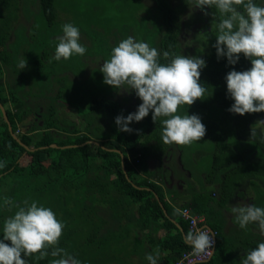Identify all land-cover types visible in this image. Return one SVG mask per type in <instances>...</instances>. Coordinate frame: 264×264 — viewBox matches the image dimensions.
Here are the masks:
<instances>
[{
	"label": "trees",
	"instance_id": "1",
	"mask_svg": "<svg viewBox=\"0 0 264 264\" xmlns=\"http://www.w3.org/2000/svg\"><path fill=\"white\" fill-rule=\"evenodd\" d=\"M147 1L149 5L158 6L161 13V21L158 20L159 25L154 26L156 33L153 32L151 37L154 39L159 31H164L158 43H151L161 53V63H167L162 55L164 51L198 56L206 62L200 76V82L207 89L205 99L179 110L194 114L207 110L208 117L202 118V123L206 126L205 136L215 146L212 149V171L200 172L196 180H192L191 175L187 176L188 181L183 186L174 183L170 186L171 178L163 170L165 165L171 164V158L162 155L169 148L161 141L162 125L158 123L156 126L149 112L144 123L131 133L118 131L115 117H126L136 111L129 105L121 104L118 99L112 102L103 95L100 99H88L83 108L78 107V102H73L69 111L70 115L79 117L78 123L68 116L59 117V113L63 112L59 105L61 94H69V89L75 90L66 86V80L71 75L67 72L54 79L53 75L57 73L44 67L50 64L45 61L46 58L54 56L46 40L62 34V30L56 32L51 29L54 20L62 13L55 10L54 0H0V104L16 137L11 136L0 111V163L5 165L0 168V238L3 221L17 210L8 211L3 207V198L8 197L15 203L27 199L51 208L65 225L58 246L80 264H108L112 253L116 264H125L136 250L147 246L159 248V252L165 253L161 262L173 264L183 252L191 249L182 237L189 231L187 221L181 218L179 212L184 206L201 214L204 223L215 233L210 258L195 264H239L248 251L264 242L256 224L241 229L231 212V208L237 205L264 207V195L256 197L259 183L264 184V144L258 139L255 143L249 141L248 128L257 120L264 119V112L243 116L228 112L233 101L227 96L224 79L233 69L248 70L251 63L243 55L235 65H228L224 57L217 58L212 47L219 19L215 8H205L200 15L188 0ZM254 2L264 6V0ZM19 7L23 19L29 22L27 25L18 21ZM31 7L40 14L44 30L37 29L35 21L30 26L28 9ZM64 12L67 15L61 19L72 23L74 18H70L71 14L66 10ZM90 15L92 22L96 16L94 13ZM86 17L83 15L80 22L87 21L89 26L91 24ZM198 20L204 21L212 38L211 46L204 49H201L204 40H195L191 32L194 21ZM94 27L97 34L84 39L94 41L95 38L97 41L99 37L101 44L110 46L100 38V33L106 31L101 29L102 26L100 28L99 22ZM77 28L82 34L83 29ZM36 32L38 45L32 42L33 38L36 39ZM185 34L189 36L186 38ZM28 38H32L31 41ZM102 38L105 41L107 36ZM30 43L33 44L31 49H25V45ZM186 43L192 45L187 48ZM25 56L28 59L27 68L20 70L17 65ZM52 89L54 93H51ZM128 93L125 92L130 96ZM215 108H218V118L221 116L222 127L214 124ZM108 119L110 124L100 125L101 121ZM150 133H153L152 138ZM143 136L147 138L141 140ZM234 136L237 141L242 138L250 146L238 147L233 143ZM154 138L156 143L151 145ZM53 143L56 147L50 146ZM21 152L26 153V159H18ZM252 154L255 159L247 161L246 158ZM153 160L159 164L155 167V174L158 175L155 182L149 178L152 172L146 170ZM222 164L224 169L215 175V169ZM172 166L177 167L181 181L180 173L184 175L183 171L187 172L181 159ZM243 181L255 182L253 197L245 196L248 188L245 192ZM163 188L170 195V202H175L176 198L184 200L175 208V205L163 200ZM131 229H140L145 233L137 237L130 235ZM158 230H163V235H156ZM104 236L107 240L103 242ZM100 250L106 252L108 258L96 257ZM26 259L28 264H51L55 258L49 255L42 260L35 257Z\"/></svg>",
	"mask_w": 264,
	"mask_h": 264
},
{
	"label": "clouds",
	"instance_id": "2",
	"mask_svg": "<svg viewBox=\"0 0 264 264\" xmlns=\"http://www.w3.org/2000/svg\"><path fill=\"white\" fill-rule=\"evenodd\" d=\"M188 3L201 11L215 8L219 14L212 45L218 59L224 57L228 65H235L243 55L251 63L248 70L233 69L226 74L227 96L233 101L227 111L240 116L264 112V6L254 0H188ZM62 33L49 63L83 56L87 51L79 42L80 31L76 26L66 23L62 25ZM162 55L167 63H161L157 48L132 36L111 49L110 58L99 69L103 83L134 92L141 101L135 112L126 117L117 115L114 122L118 131L131 133L133 129L128 125L142 121L151 112L154 123L161 120L160 137L164 145L190 146L205 136L206 126L198 115L178 112L184 106L190 107L197 100L205 99L207 89L200 82V76L206 62L198 56L176 55L169 51ZM17 66L25 69L26 59L21 58ZM257 139L264 144V119L250 127L249 141L255 143ZM4 166L0 163V168ZM3 207L8 211L17 210L3 221L0 264H28L27 257L42 260L49 255L55 258L51 264H80L58 246L65 225L51 208L27 199L15 203L8 197L3 198ZM231 212L239 228L256 224L260 235L264 236V207L237 205ZM214 236L208 228H198L184 235V243L194 256L210 255ZM158 259L159 248L155 254L146 256L149 264H158ZM239 264H264V242L248 251Z\"/></svg>",
	"mask_w": 264,
	"mask_h": 264
},
{
	"label": "rangeland",
	"instance_id": "3",
	"mask_svg": "<svg viewBox=\"0 0 264 264\" xmlns=\"http://www.w3.org/2000/svg\"><path fill=\"white\" fill-rule=\"evenodd\" d=\"M163 2L165 3L166 0H163ZM54 7H56L55 10H57V12H61L62 14L60 18L57 16V20L56 21L54 20V23L51 25V29L58 32L62 30V25L66 23H71L70 20L67 21L61 19L62 16L66 17L67 13L64 12L66 10L71 14L69 15V17L70 18L73 17L76 21L75 23H73L74 22L73 19V22L71 24H73L76 27H79L80 29H83V32H81L82 34H80L79 42L82 45H84L87 49L86 53L83 56H78V57L73 56L67 61L63 59H61V61L59 62L53 60L52 64L50 63L49 65L44 67L45 70L47 69L53 71V73H57L56 75H53L54 79L56 77H60L61 75L67 72L70 73L71 75V78L66 80V86H72L75 90L71 91L72 89H69V94L67 93L61 94V99H59V105L62 107L63 112H65L67 115H64L63 112H60L59 117L62 118L68 116V118L72 119L74 123H78L79 117H77L74 114L70 115L69 106L72 107L73 102L74 103L78 102L79 105L78 107L83 108L82 105H84L88 99L89 100H92L93 98L100 99L103 95H106L112 102L113 101L116 102L115 99H118L121 104L129 105L132 110H136L138 105L141 103V101L139 100L138 97L135 96V93L129 92L128 93L130 94L129 96L125 94L126 91H123L121 89H114L111 86L104 84L103 74L99 71V69L102 66V63L110 58L111 49L114 46H117L121 40L128 38L131 35L134 36L135 40L137 41L148 43L150 47L154 46L151 43L159 42L160 36L163 35L164 31H159L157 33V36H155L154 39H151V37L153 36L152 33L153 32L156 33V30L154 29H157L154 28V26L159 25L158 20L161 21V13L158 9L159 7L156 6L155 4L149 5L147 0H54ZM195 11L197 12V14L199 13L200 15L202 13L201 10L197 8H195ZM28 12H29L28 14L31 17L30 26L35 21L36 28L44 30L43 23L41 22L40 14L38 13L37 9L35 10L34 8L31 7L28 9ZM17 13H18V21L20 23H23L24 25H27L29 22H26L23 19L20 7L18 8ZM90 13H94V15L96 16L92 22H91ZM83 15L88 16L86 18H89L88 22L91 25L88 26L87 21L80 22V19ZM98 22L100 28L102 26L103 28L101 29L106 31V33L103 32L104 35L107 36L105 41H103L104 39L102 38L104 36L102 35L103 33H100L101 35L100 38L102 42L110 46H104L103 44H101L99 37L97 41L95 38L94 41H91L92 39L88 40L90 36L97 34L96 33L97 29L94 26H96ZM193 25L194 28L191 30V32L193 33V38L195 40H198V38L204 40L203 44L201 45V49L211 46L210 44H212V38H210V35L208 34L206 27L204 26V21L203 20L202 21L198 20L197 22L194 21ZM37 32L35 33L36 39L34 38L33 39L28 38V39H30V41L32 39L33 40L32 42L37 43L38 42ZM61 35H63V33L60 34L58 37H60ZM85 36H87L88 38L84 39ZM185 36L187 38L189 35L185 34ZM58 37H50L46 40V43H48L47 47L48 48L51 47L50 49L51 51L55 52V50L53 49L58 43ZM206 37L208 38L206 39ZM186 44H187V48H189L190 45H192V43H186ZM32 45H33L32 43L25 45V49L26 48L31 49ZM26 58L27 57L25 56V59ZM49 59L50 58L47 57L45 61L49 62ZM26 61H28V59H26ZM0 76H2V74H0ZM73 80L77 84L73 82ZM61 85H60V89H62ZM57 89L58 88H56V90ZM51 93H54L53 89L51 90ZM215 111H216V115L213 118L214 124L216 126L222 127V121L220 119L221 116H219L218 118V108H215ZM186 112L188 115L194 114L188 111H181V110H179L178 114L183 115ZM196 115H198L201 118V121L202 118L208 117L207 110H199L198 114ZM143 123H144V119L140 122H131L128 125V127L135 130L138 128L139 125ZM158 123L161 124V120L158 119L155 125L157 126ZM101 124L108 125L110 124V121L109 119L103 120L101 121L100 125ZM253 124L254 123L249 125L248 128H250ZM152 134L153 133L149 134L151 138L153 136ZM155 134H157V131ZM146 138H147L146 136H143L141 140H145ZM234 139L235 140L233 141V143L237 144L238 147L240 145L250 146V144H245L242 138H239V140L237 141L236 137L234 136ZM154 143H156L155 138L153 140V143H151V145H154ZM229 144L232 146L231 142H229ZM212 149H215L214 142L211 141V139H209L208 137L204 136L200 141L194 142L190 146H179V147L176 145L169 146L166 152L162 155L163 157L171 158V163L174 164L177 163L176 160L179 159L178 157L182 155L181 158L182 165L191 172V179L196 180L198 178L199 172L208 173L209 171H212L211 168L213 163ZM26 158H27L26 153L21 152L18 159L24 160ZM168 163H170L169 159H168ZM166 167L167 166L165 165V168ZM218 167L219 168L215 169V175L224 169L223 164ZM164 173L168 174V177L174 179V181L169 182L170 185L172 183H174L175 185L185 184L188 181L187 173L185 176L180 173L179 177L181 178V181L179 180L178 169L175 166H169ZM254 183L251 182L250 184H248V189L246 185H244L243 189H245V192L247 189V193H246L247 195L245 196H250L252 194L253 197L254 188H255ZM262 195H264V184L259 183L256 197ZM244 199H246V197H244ZM106 240L107 238L106 236H104L103 242ZM140 251H142L141 254H143V258H142L143 264H149V262L146 260V256L150 254V251H146L144 248H140L139 252ZM99 253L100 254H98L96 257L108 258L106 252L102 253L100 250ZM114 258L115 256L112 253V257H111L112 260L108 264H116L113 260ZM94 264L97 263L95 262Z\"/></svg>",
	"mask_w": 264,
	"mask_h": 264
},
{
	"label": "crops",
	"instance_id": "4",
	"mask_svg": "<svg viewBox=\"0 0 264 264\" xmlns=\"http://www.w3.org/2000/svg\"><path fill=\"white\" fill-rule=\"evenodd\" d=\"M249 157H251V158H249ZM249 157H247L246 159H247V161H250L252 158L253 159H255V156H254V154H252V155H250ZM179 159H181L182 158V155H180L179 157H178ZM179 159H177L176 161L177 162H179ZM154 162H156V163H154ZM168 162V161H167ZM158 162L157 161H155V160H153L152 161V163H148V165H147V169L146 170H148V171H151L152 173H151V175L149 176V178L152 180V181H154V179H156V178H158L157 176L158 175H156L155 174V167L157 166V165H159V164H157ZM169 166H172V163L171 164H168V166L166 167V168H164L163 170H166ZM184 172V175H186V173H187V176L189 177L190 175H191V172L187 169V172H185V171H183ZM182 172V173H183ZM200 173V172H199ZM199 173H198V175H199ZM142 175V174H141ZM157 180V179H156ZM180 180V179H179ZM172 181H174V179L173 178H171V182ZM155 182V181H154ZM251 183V181H243V185H246V187L248 188V184H250ZM171 186V185H170ZM179 186V185H178ZM180 186H183V184H180ZM163 200H165V201H168L170 204H172V205H175V208L177 207V205L179 204V202L180 201H183L184 199H180V198H176L175 199V202H170L171 200L169 199V194L166 192V190L163 188ZM248 197H252V194L250 195V196H248ZM177 203V204H176ZM166 214V213H165ZM166 216H167V214H166ZM168 217V216H167ZM172 219V218H171ZM170 219V220H171ZM173 220V219H172ZM206 225L207 227H209L207 224H205L204 223V219H203V221H202V225ZM210 228V227H209ZM211 229V228H210ZM213 231V230H212ZM143 233H145V231H141L140 229H131V232H130V235H134V236H137V237H141V235L143 234ZM163 233H164V231L163 230H158L157 232H156V235H163ZM215 237V236H214ZM141 248H144L146 251H150V254H155V248H151V247H149V246H147V247H141ZM140 249V248H139ZM139 249L138 250H136L131 256H130V258H129V261L127 262V263H125V264H143V262H142V258H143V254H141L142 253V251H140L139 252ZM165 255V253L164 252H159V260L161 259V258H163V256ZM159 264H164L163 262H161V260L158 262Z\"/></svg>",
	"mask_w": 264,
	"mask_h": 264
},
{
	"label": "built area",
	"instance_id": "5",
	"mask_svg": "<svg viewBox=\"0 0 264 264\" xmlns=\"http://www.w3.org/2000/svg\"><path fill=\"white\" fill-rule=\"evenodd\" d=\"M179 212H180V215H181V218L183 220H186L187 221V224H188V229L189 231L192 230V231H195L196 229L198 228H208L212 233H214V231H212V229H210L209 227H207L206 225H202V221H203V216L201 214H197L194 212H192L188 207L184 206V207H181L179 209ZM215 234V233H214ZM214 239V244H215V237H213ZM214 244H213V247H212V252H213V248H214ZM186 252V251H185ZM183 252L182 255L179 257V259L177 261H175L173 264H195V263H198V262H205L207 261L211 254H202L200 256H194L192 254V249L188 250L186 253Z\"/></svg>",
	"mask_w": 264,
	"mask_h": 264
},
{
	"label": "water",
	"instance_id": "6",
	"mask_svg": "<svg viewBox=\"0 0 264 264\" xmlns=\"http://www.w3.org/2000/svg\"><path fill=\"white\" fill-rule=\"evenodd\" d=\"M0 111H1V114H2V117H3L4 121L7 124L8 131L10 132V134H11L12 137L16 138L15 135H14V133L11 131V127H10V124H9L8 119H7V116H6V112H5V110H4V108H3V106L1 104H0ZM88 142L96 143L95 140H89ZM19 143L22 144L20 141H19ZM23 146H24V148H27L25 145H23ZM50 146L56 147V145L54 143L53 144H50ZM120 163H121L122 171H124L123 165H122V163H123L122 156H120ZM159 206L163 209V206H162V204L160 202H159ZM175 225L179 228V226L176 223H175ZM179 230H181V228H179ZM182 237L184 238V235L183 234H182Z\"/></svg>",
	"mask_w": 264,
	"mask_h": 264
},
{
	"label": "flooded vegetation",
	"instance_id": "7",
	"mask_svg": "<svg viewBox=\"0 0 264 264\" xmlns=\"http://www.w3.org/2000/svg\"><path fill=\"white\" fill-rule=\"evenodd\" d=\"M249 158H251V157H249Z\"/></svg>",
	"mask_w": 264,
	"mask_h": 264
}]
</instances>
